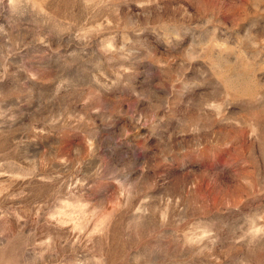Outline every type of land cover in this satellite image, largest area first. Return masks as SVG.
Masks as SVG:
<instances>
[{"label":"rangeland","instance_id":"obj_1","mask_svg":"<svg viewBox=\"0 0 264 264\" xmlns=\"http://www.w3.org/2000/svg\"><path fill=\"white\" fill-rule=\"evenodd\" d=\"M0 264H264V0H0Z\"/></svg>","mask_w":264,"mask_h":264}]
</instances>
